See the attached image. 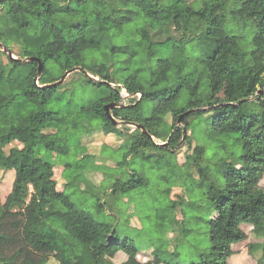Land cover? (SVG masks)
<instances>
[{"label":"trees","instance_id":"1","mask_svg":"<svg viewBox=\"0 0 264 264\" xmlns=\"http://www.w3.org/2000/svg\"><path fill=\"white\" fill-rule=\"evenodd\" d=\"M228 1L209 0L196 7L187 0H0V42L12 50L19 47L17 58L39 57L44 64L37 81V61L24 63L8 55L7 62H0V170L15 171L11 192L4 201L0 197V264H52L51 259L55 264H115L110 255L114 249L130 258L139 254L145 243L119 233L111 222L95 219L58 188L56 166L38 147L68 152L67 135L60 133L75 127L121 138L120 148L127 150L117 162L119 168L148 163L154 156L173 163L182 147L191 146L188 132L201 117L219 146L226 148L223 138L232 134L242 145L239 161L224 157L217 164L223 180L214 178L203 162L202 144L183 164L209 182L206 197L213 218L205 221L203 205L194 204L198 215L192 221L197 226L211 222L210 255L199 254L196 262L180 260L179 242L194 231L184 227L180 236L171 238V244L176 242L172 250L164 249L166 242L155 241L153 259L139 264H228L235 252L232 245L248 239L245 223L262 239L250 243L248 250L256 264H264V0H234L240 5L230 12ZM229 16L252 21L249 43L226 29ZM170 29L178 30L180 38H158ZM129 44L135 53L121 48ZM78 67L111 83H116L118 72L127 76L113 87L80 71L97 98L73 116L47 110L61 87L47 84ZM122 89L141 97L111 109L123 122L116 126L105 105L122 104ZM144 100L157 102L150 116L142 112ZM190 109L198 110L185 115L179 126L180 115ZM169 115L173 122L167 120ZM128 123L140 124L147 132L131 131ZM15 141L22 146L8 150ZM175 165H169L173 175L193 177L188 171L177 173ZM141 171L134 166L127 180L117 179L103 195L89 188L96 210L111 211L113 201L130 200L133 191L148 184ZM171 190H164L167 206L184 214L186 196L171 199ZM183 218L174 215L170 223L184 224Z\"/></svg>","mask_w":264,"mask_h":264},{"label":"rangeland","instance_id":"2","mask_svg":"<svg viewBox=\"0 0 264 264\" xmlns=\"http://www.w3.org/2000/svg\"><path fill=\"white\" fill-rule=\"evenodd\" d=\"M206 1L209 0H187V2L195 4L196 7L202 6ZM239 5L238 2L229 0L227 12L238 8ZM228 20L226 29L243 36L249 43L254 32L252 21L245 19L238 22L232 16H229ZM167 36L180 38L181 35L178 30L170 29L167 33H161L158 38L164 39ZM248 43L246 42L245 44ZM121 48L132 53L136 52V49L131 44L122 46ZM18 51L19 47L16 46L13 50L15 56ZM7 61L8 53L0 47V62ZM115 76L116 83H113V85L118 86L122 85L127 73L124 71L118 72ZM60 86L57 94L47 104L46 109L58 111L62 115L73 116L83 105L97 98L98 95L92 86L84 82V77L80 71L69 74ZM120 94L122 95L123 103H129L130 100L141 97V93L129 95L126 89H122ZM156 104L157 102L155 101L144 100L142 103L143 114L150 116ZM167 120L173 122L172 116L169 115ZM93 125L96 126L97 122H94ZM178 125L183 126V122H179ZM129 126L131 127V131L136 129L135 126ZM190 130L192 132L190 131L188 134L192 138L191 146L186 144L182 147L176 153V160L173 162L177 165L174 167L177 173L184 174L188 171L190 174L188 176H193L183 180L173 175V170L169 168V165L173 163H170L169 159H159L158 156H154L151 161L145 164L143 161H140V163L135 165L131 163L122 168L117 167V162L122 159L127 148H120V144L122 143L121 138L112 135L113 140H106L103 138L106 137L105 134L100 130H95L92 133L75 127H70L68 131L63 130L60 136L65 137L67 135L68 152L66 153L48 150L42 146L38 147L40 155L56 166V177L59 179L60 189L64 190L79 208L88 210L97 220L113 223L119 233L127 234L138 244L142 243L144 245L145 243V246H147L139 254H133L131 258L123 251L112 250L110 255L115 264H139L140 261L153 259V246L162 241L166 242L163 246L164 249L172 250L176 242L173 241V244H171V238L174 235L180 236V231L184 227L193 229L194 231L186 234L187 236L179 242L181 244L180 260L184 262H196L200 260L199 254H203L204 256L210 255L211 222H202L200 226H197L192 221L193 217L198 215L196 209L192 208L194 204L203 205L200 214L204 217L205 221L213 218L214 210L207 206L206 190L209 182L207 180L201 181L195 169H189L183 164L188 160L187 157L193 154L196 145L202 144L205 146L203 162L210 168L214 178L223 180L219 175L217 164L224 157H229L234 162L239 161V156L242 154V145L236 140V135L232 134L223 138L226 148L219 146L220 143L215 138L209 136L211 132L210 126L207 124L206 119L202 117L196 121ZM154 139L157 143H163L161 140ZM107 142L109 143L107 144ZM186 142L185 138L184 143ZM113 146L119 147L117 150H114ZM7 149L9 150V148ZM85 155H89V157L84 158ZM134 166L141 168V172L148 179V184L133 191L129 197L130 200L125 198L118 203L113 201L111 203V211L114 213L108 210L98 212L93 206L95 196L88 193L87 190L93 188L94 191H100L103 195L117 179L127 180L131 176L130 169ZM7 175L13 178L14 170L9 171ZM167 178L170 181L167 182ZM260 185L264 187V176L260 181ZM10 188L11 182L9 183L7 177L0 171V197L3 198ZM167 188H172L169 193L171 199L180 200L181 196H186L188 206L185 208L184 214H182L180 208H177V211H173L171 207L167 206L168 198L164 192ZM163 215L165 216L164 218H162ZM174 215L180 220L183 215L184 224L173 225L170 223V219ZM252 227L250 224L243 227V230L248 233V239L238 244L240 249H237L229 257L228 264H239L236 254L241 250H247L250 243L262 240L255 236ZM221 238H223L222 235ZM155 241L157 243H154ZM190 242L195 245L190 246ZM76 244L79 246L78 242ZM236 247V245H232L233 249ZM50 263L55 264L56 261L51 259ZM86 264L98 263L91 260L87 261Z\"/></svg>","mask_w":264,"mask_h":264},{"label":"water","instance_id":"3","mask_svg":"<svg viewBox=\"0 0 264 264\" xmlns=\"http://www.w3.org/2000/svg\"><path fill=\"white\" fill-rule=\"evenodd\" d=\"M0 47H2L3 50H4L5 52H7L8 55H9L12 59L20 60V61H22V62H24V63H26V62H31V61H37L38 64H39V66H38V76L36 77V80L38 81V78L41 76V74H42V72H43V68H44L43 61H42L39 57H30V58H26V59H19V58H17V57L14 55L13 50H12L10 47H8L7 45H4L2 42H0ZM75 71H82V72L86 75V77L89 78V79H91V80H95V81L103 82V83L108 84L109 86H113V87H115V86L113 85V83L108 82V81H106V80H100L99 78L95 77L94 75H92L91 73H89L88 71H86L85 69H83V68H81V67L74 68V69H72V70H67V71L61 76V78H60L59 80H57V81H55V82H52V83H49V84H47V86H59L60 84L63 83V81L66 79V77H67L69 74H71L72 72H75ZM124 105H126V104H125V103H122V104H121V103H118V102H111V103H108V104L105 105V109H106V112H107L109 118L113 121L114 125H116V126H120L123 122L117 120V119L112 115V113H111V109L114 108V107H117V106L119 107V106H124ZM196 110H198V109H190V110L186 111L185 113H183L182 115H180L178 122H182V121H183V117H184L185 115H187V114H189V113H191V112H194V111H196ZM128 125L135 126L136 128H142V130H143L144 132H147L146 129L144 128V126H142V125H140V124L128 123ZM183 132H184V140H185V138H186V133H187V131H186V127H185V126H184V130H183ZM147 134H148L152 139H154V137H153L151 134H149V133H147ZM162 144H163V145H167V142H163Z\"/></svg>","mask_w":264,"mask_h":264},{"label":"crops","instance_id":"4","mask_svg":"<svg viewBox=\"0 0 264 264\" xmlns=\"http://www.w3.org/2000/svg\"><path fill=\"white\" fill-rule=\"evenodd\" d=\"M105 136L106 137H103V138H105L106 140H113L112 139V135H106L105 134ZM117 142V141H116ZM109 142H107V144H108ZM14 144V145H13ZM111 144H113V143H111ZM10 146H19V147H21L22 146V144L19 142V141H15V142H13ZM8 148H10V147H8ZM4 175H5V177H7V181L10 183L11 182V188L7 191V193L5 194V196L2 198L1 197V199H2V201H4L5 199H6V197H7V195L11 192V190H12V187H13V181H14V177H15V171H14V176H13V178H12V176H10V175H7L8 174V172L9 171H3V170H0ZM10 171H12V170H10ZM9 176V177H8ZM55 178H57L56 176H55ZM58 179V178H57ZM58 188L60 189V187H59V179H58ZM60 190H62V189H60ZM64 191V190H63ZM245 225H247L246 223L245 224H243L242 225V228L245 226ZM242 243V242H241ZM241 243H237V244H234V245H236L237 247L236 248H234V251L236 252V250L237 249H240L239 247H238V244H241ZM236 258H237V261L239 262V264H256L257 263V258L256 257H254L253 255H251L250 254V252H249V250L247 249V250H245V251H240L238 254H236Z\"/></svg>","mask_w":264,"mask_h":264}]
</instances>
